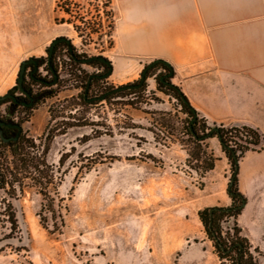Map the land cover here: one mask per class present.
<instances>
[{
  "label": "rangeland",
  "instance_id": "obj_1",
  "mask_svg": "<svg viewBox=\"0 0 264 264\" xmlns=\"http://www.w3.org/2000/svg\"><path fill=\"white\" fill-rule=\"evenodd\" d=\"M112 2L0 0V97L16 85L22 63L33 58L46 62L47 50L60 37L85 58L109 60L114 47V30L108 36L110 11L117 21ZM153 62L127 71L111 62L112 74L90 96L141 79ZM57 63L61 81L53 89L59 93L16 121L22 119L23 131L33 138L53 136L48 161L56 166L57 180L56 192L50 191L63 206L65 224L61 233L44 228L42 197L27 193L15 202L18 234L9 236L0 224V264H194L190 250L203 241L215 264H233L235 255L219 257L199 218L200 211L213 208L211 172L201 177L196 171L199 162L189 154L192 146L183 129L187 115L174 96L159 90L165 71H153L144 94L85 103L87 77L102 68L84 64L72 72L63 47ZM40 73L50 78L44 68ZM205 149L212 152L208 142ZM236 227L234 218L219 222L222 235L230 239ZM246 246L264 264V249L257 253L250 243Z\"/></svg>",
  "mask_w": 264,
  "mask_h": 264
},
{
  "label": "crops",
  "instance_id": "obj_2",
  "mask_svg": "<svg viewBox=\"0 0 264 264\" xmlns=\"http://www.w3.org/2000/svg\"><path fill=\"white\" fill-rule=\"evenodd\" d=\"M117 21L109 60L133 70L157 60L174 69L172 83L208 125L245 124L264 134V0H113ZM210 174V207L231 205L230 166L219 140ZM247 203L236 219L253 248L264 249V149L240 163ZM207 242L192 247L194 264H215ZM193 251V252H192Z\"/></svg>",
  "mask_w": 264,
  "mask_h": 264
},
{
  "label": "trees",
  "instance_id": "obj_3",
  "mask_svg": "<svg viewBox=\"0 0 264 264\" xmlns=\"http://www.w3.org/2000/svg\"><path fill=\"white\" fill-rule=\"evenodd\" d=\"M65 12L72 16L69 9H65ZM108 14L111 17V31L108 36L112 37L115 20L112 11ZM68 22L73 23V21ZM75 27L76 30L79 29L78 26L75 25ZM62 47L67 51L72 72H79V67L84 64L97 65L102 68L101 74H93L87 77L83 91L85 103L109 101L114 95L118 96L124 93L129 95L144 94L147 90L146 81L154 76L153 71L158 68L165 71L159 76L158 87L160 91L174 96L187 115V119L183 122V129L188 138L187 142L192 146L189 154L199 162L195 167L196 171L200 173L201 177H205L215 169L218 158L213 152L208 153L205 149L206 142L214 138L219 140L230 166L227 194L231 200V205L227 208H206L199 212V218L206 234L214 243L221 259L235 255L233 264H259L249 251V247L246 246L249 244L248 241L244 237H239L241 229L236 227V237L230 239L222 235L219 222L225 217L236 220L242 214L247 199L239 189L240 163L248 152H261L264 149V134L258 128L245 124L208 125L203 118L199 117L198 112L192 107L181 89L172 83L175 75L174 69L171 65L167 66L162 60L154 61L148 65L143 71L141 79L116 89H107L100 97L90 96L94 86L112 74H110L111 62L108 59L109 63L99 60L85 62L84 60L89 58L77 54L71 42L67 41L59 42L55 46L51 58L48 49L46 62L44 59H30L33 62H29L26 66L23 84L20 85L18 77L16 85L9 92L15 96L16 100H2L0 97V109L3 105H7L5 115L0 113V123H3L0 128V224L10 230L9 236L17 235L20 230L15 202L31 191H35L42 197L43 202L39 216L44 228L52 233H61L65 224L63 206L56 204V198L51 196L50 191L54 189L56 192L57 180L56 166L48 161L53 136L48 134L45 138H33L22 129L18 138L14 140L19 129L13 127L15 125L22 127L23 121L22 119L16 121L17 115H28L47 99L53 98L59 93L58 89L53 88L58 87L61 81L57 58ZM30 63H34L36 66ZM41 68L45 69L50 78L40 73ZM101 97L104 99L100 100ZM7 124H11V126ZM44 139L46 140L45 143ZM61 162H63V158ZM49 220L53 222L52 227L49 226ZM254 251L259 253L258 248H254Z\"/></svg>",
  "mask_w": 264,
  "mask_h": 264
},
{
  "label": "water",
  "instance_id": "obj_4",
  "mask_svg": "<svg viewBox=\"0 0 264 264\" xmlns=\"http://www.w3.org/2000/svg\"><path fill=\"white\" fill-rule=\"evenodd\" d=\"M64 41H67V42L70 43V40L67 39V38H65V37H60V38H58V39H56V40L53 41L52 45L49 47V56H50V58H51L52 55H53V52H54V48H55V46H56L59 42H64ZM93 60H99V61H101V62L109 63V61H108L106 58H104V57H91V58H89V59H87V60H84V61H85V62H91V61H93ZM29 62H33V60L24 61V62L22 63V65H21V69H20V73H19V83H20V85L23 84V81H24V78H25V73H26V66H27V64H28ZM165 64H166L167 66H170V64L167 63V62H165ZM111 73H112V70H111L110 74H111ZM110 74H109V75H110ZM1 99H2V100H5V99L16 100L15 96L12 95L11 93H8L7 95L2 96ZM103 99H104V97H101V98H100V100H103ZM7 125H8V126H11V124H7ZM2 126H3V123H0V128H1ZM13 127L19 129V133H18L17 137L14 138V140H16V139L18 138L19 134L22 132V127H21L20 125H15V126H13ZM2 133H3V132L1 131V134H2ZM4 140H5V139H4ZM5 141H9V140H5Z\"/></svg>",
  "mask_w": 264,
  "mask_h": 264
},
{
  "label": "flooded vegetation",
  "instance_id": "obj_5",
  "mask_svg": "<svg viewBox=\"0 0 264 264\" xmlns=\"http://www.w3.org/2000/svg\"><path fill=\"white\" fill-rule=\"evenodd\" d=\"M30 64H32V65H35L34 63H30ZM36 66V65H35ZM37 68V67H36ZM102 73V72H101ZM101 73H98V74H95V75H99V74H101Z\"/></svg>",
  "mask_w": 264,
  "mask_h": 264
}]
</instances>
